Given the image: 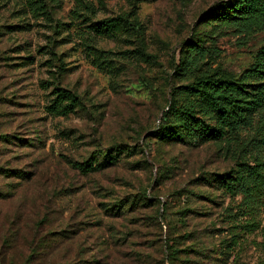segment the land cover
Instances as JSON below:
<instances>
[{"label":"rangeland","instance_id":"obj_1","mask_svg":"<svg viewBox=\"0 0 264 264\" xmlns=\"http://www.w3.org/2000/svg\"><path fill=\"white\" fill-rule=\"evenodd\" d=\"M42 1L46 14L36 16L24 0H0V166L28 176L13 178V195L0 200V264L6 228L21 246L33 219L68 230L75 245L95 248L97 260L90 254L81 264H168L166 240L180 251L175 264H259L264 214L250 234L235 228L225 209H235L240 197L202 183L229 171L235 148L166 145L151 136L168 99L165 79H180L172 78L171 57L223 0ZM131 3L139 37H99L87 29L129 12ZM79 4L89 9L76 11ZM263 42L261 33L243 38L221 30L209 41L220 54L212 68L240 73ZM84 45L103 51L106 67L97 68ZM55 86L80 101L66 117L47 112ZM259 133L247 131L245 142L261 139ZM119 144L125 149L116 162L98 172L84 175L72 166ZM143 196L151 201L128 210ZM119 203L125 212L114 208ZM161 203L164 214L157 213ZM222 239L232 247L228 259L206 258L215 257ZM12 253L4 250L8 259Z\"/></svg>","mask_w":264,"mask_h":264},{"label":"trees","instance_id":"obj_2","mask_svg":"<svg viewBox=\"0 0 264 264\" xmlns=\"http://www.w3.org/2000/svg\"><path fill=\"white\" fill-rule=\"evenodd\" d=\"M24 4L36 16L46 14L42 0H24ZM88 9L87 5L79 4L76 11ZM135 9L131 3L129 12L90 23L87 29L99 37L118 38L129 34L139 37L141 27ZM199 20L200 28L191 35L189 43L181 46L177 55L171 57L172 78L180 79H165V87L169 89L168 99L161 111L160 126L151 136L166 145L199 147L207 143H225L234 147L236 156L229 171L205 176L202 183L231 199L240 197L235 209H225V218L235 228H246V233L250 234L259 228L258 219L264 214V150L260 146L264 144V42L251 55L247 67L237 74L226 72L219 65L212 68L220 54L209 41L221 30H232L243 38L259 33L264 35V0H223ZM84 46L97 68L103 69L110 62L103 51L91 45ZM140 55L148 56L144 50ZM50 94L52 98L46 108L53 116L66 117L81 105L74 94L59 86L53 87ZM254 128L260 132L261 139L252 137L245 142L246 132ZM249 144H252L251 149ZM124 149L120 144L115 145L110 150L100 151L94 159L72 166L84 175L92 174L116 162ZM114 153L115 157H112ZM13 178L28 180L27 173L11 172L9 168L0 166V200L13 195ZM150 201L143 196L130 203L128 210ZM160 207L157 213L161 211L164 214L165 204L161 203ZM114 208L125 212L120 203ZM45 224L42 219H33L21 246L10 237L13 233L7 227L2 242V264H81L89 262L90 254L92 260H97L95 248L89 250L80 244L75 245L68 230L55 231ZM236 236V233L231 235V242ZM261 236L263 257L259 264H264V229ZM225 240L220 242L215 257L206 258L217 263L227 260L230 253L226 252L232 247L223 245ZM169 242L165 241L164 257L168 264H175L180 260V251ZM4 250L5 254L10 250L14 254L8 259Z\"/></svg>","mask_w":264,"mask_h":264}]
</instances>
